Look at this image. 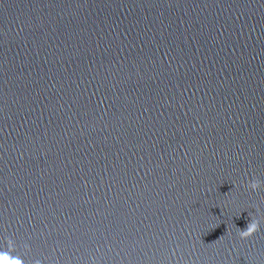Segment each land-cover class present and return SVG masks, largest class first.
<instances>
[{"label": "water", "instance_id": "water-1", "mask_svg": "<svg viewBox=\"0 0 264 264\" xmlns=\"http://www.w3.org/2000/svg\"><path fill=\"white\" fill-rule=\"evenodd\" d=\"M254 177L264 0H0V251L264 264Z\"/></svg>", "mask_w": 264, "mask_h": 264}, {"label": "clouds", "instance_id": "clouds-1", "mask_svg": "<svg viewBox=\"0 0 264 264\" xmlns=\"http://www.w3.org/2000/svg\"><path fill=\"white\" fill-rule=\"evenodd\" d=\"M264 184V181H260L257 178H250L247 182V188L250 189L252 192H256L261 188V185ZM256 212H259V209H256ZM262 220H264V217L259 215H253L251 214V220L247 224V227L244 230H241L237 227L236 235L242 240H245L251 236H253L256 232L259 231L260 225ZM8 247L9 251H0V264H22V260L19 258H13L10 255V252L14 250L15 243L14 241L9 238L8 239ZM25 247H29L28 245H25ZM34 264H42L40 260L34 261Z\"/></svg>", "mask_w": 264, "mask_h": 264}]
</instances>
